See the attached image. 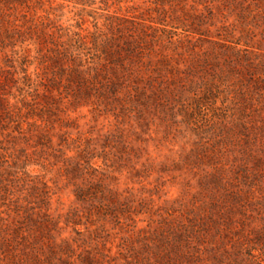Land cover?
<instances>
[{"label": "rangeland", "instance_id": "374dc122", "mask_svg": "<svg viewBox=\"0 0 264 264\" xmlns=\"http://www.w3.org/2000/svg\"><path fill=\"white\" fill-rule=\"evenodd\" d=\"M10 2V19L22 27L15 35L17 55L8 51V58H22L13 62L17 71V63L27 60L32 78H42L36 79L41 82L38 95L25 100L28 105L48 101L43 94L57 100L49 101L52 112L43 116L55 121L50 146L28 126L35 118L25 108L8 130L0 126V180H7L3 183H9L10 193L0 196V225L8 223L12 233L32 224L13 211L19 205L34 207L36 213L39 200L27 195L34 184H45L51 195L47 212L59 221L61 238L72 248L70 252L61 245L63 257L75 264H264V0ZM27 20L36 23L37 33L50 23L53 38L77 32L89 39L95 27L105 31L112 23L125 27L116 35H126L128 29L144 34L141 62L130 65L145 91L142 99L115 109L69 106L66 82H54L40 64L39 45ZM11 92L22 98L16 88ZM17 123L21 133L15 131ZM59 134L65 135L68 148L57 146ZM79 150H84L81 163L90 160L97 179L126 203L134 201L140 212L134 217L136 228L122 217L119 224L103 218L89 202L75 199V187L61 168L63 157L76 158ZM222 166L225 171L219 175L227 191L202 178ZM89 173L86 168L81 177ZM250 187L253 195L246 197ZM234 189H241L247 201L243 210L232 211L238 231L223 238V231L209 221L204 232L191 235V245L175 241L180 224ZM199 226L196 222L194 231ZM55 241L61 243L57 236ZM34 242L47 260L57 262L59 255H50L45 233Z\"/></svg>", "mask_w": 264, "mask_h": 264}, {"label": "trees", "instance_id": "16d2710c", "mask_svg": "<svg viewBox=\"0 0 264 264\" xmlns=\"http://www.w3.org/2000/svg\"><path fill=\"white\" fill-rule=\"evenodd\" d=\"M10 4H12L10 0H0V58L4 65V67H0V126L5 130L9 123L17 122V118L24 116L22 108H25L31 113L27 115L35 118L31 122H27L28 126L36 131L38 140H46L50 146L52 137L50 129L54 128L53 124L55 121L50 119V116L47 119H44L43 116L47 115V112H52L48 109L49 101L54 100L56 103L57 99H54L51 95L43 94V97L48 101L43 100V102L39 101L40 103L34 102L32 105H28V102L25 100L27 95H38V87L41 82L36 80L39 78L38 75L35 76L36 79H33L32 74L27 71V60H20L17 63V71L13 62L17 61L16 58H22L17 56L14 57V60H9L8 58V51L14 56L17 55V50L14 49L15 42H17L15 35L19 33V28L22 27V25L15 23V19H10L12 16L8 12L11 9L8 7ZM21 16L25 18V15ZM26 23H30L28 29L33 31L37 39L39 45L37 52L40 54V64L44 66V69L50 71L51 79H59L58 84L61 83V80L66 82L63 87L68 88L69 93L64 97L69 98V106L74 109L88 105L97 108L115 109L117 104L125 105L128 102H139L142 99L145 91L139 88L138 81L140 79L132 75L137 70L130 65H133L134 61H137L136 64L141 62L140 59L144 52L143 46L146 42L144 34H136L135 31L128 29L126 35H116L117 32H122V29L125 27H123L122 23H112L109 26L106 25L107 27L105 26V31L95 27V31L89 39L87 36L80 35L77 32L70 34L68 32H60L57 37L53 38V33L49 31L51 28L50 23L40 28L39 33L35 32L36 23L28 20ZM39 24L41 25L42 22ZM40 40L41 42H39ZM46 40L48 41L47 43ZM25 41L26 39H23L21 43ZM43 49L45 53L42 52ZM27 52H29L28 49L25 50V53ZM148 62L146 61V63ZM17 73L21 74L20 78L17 77ZM132 79L138 80L135 82ZM132 82L134 85H131ZM13 87L16 88L19 96H22L20 100H17L16 95L11 92ZM46 92L50 93L51 91L46 90ZM149 97L151 96L148 95L147 98ZM10 100H14L15 102L12 103ZM18 103L21 104V107L18 106ZM16 125L15 131L21 133L19 123ZM66 142L65 135L59 134L57 146L65 145L68 148ZM58 152L62 153L60 148ZM83 152L84 150H79L76 158L63 157L62 160L63 167L61 171L75 187L73 191L75 199L79 202H89L98 213L103 215V218L108 216L116 224H119L122 217L131 221L132 227L136 228L134 217L140 214V212L133 205L132 202L134 201L126 203L124 199L120 198L117 190L109 188L101 179H97L93 172L94 169L90 166V160L84 161L85 164L81 163L83 161ZM86 168L91 169V173L86 178H82ZM223 171L225 170L222 166L220 169H215L216 173L202 176V178L212 179L215 184L214 188L224 191L226 185L222 182V178L219 175V172ZM79 179L85 180V183H77ZM3 182L7 183V180H0V196L10 194L7 190L9 183L4 184ZM251 188L246 192V197L253 195ZM31 191L32 193L28 194L27 197L39 200L40 206H38L37 212L32 213L34 207L26 209L19 205L13 212L19 216L23 214L25 220L32 224L25 227H15L11 229L12 233H9L10 226L8 223L1 224L0 256L3 255L9 264H75V261H70V257L68 260L63 257L64 253L61 245L69 248L70 252L72 248H70L65 238H61V228L58 226L59 221L55 220L47 212L51 196L49 189L45 184H43L42 188L34 184L31 186ZM225 191L227 190L225 189ZM245 195L241 189H234L227 194H223L222 199L218 195V199H212L211 202L204 204L206 210H203L202 213H196L191 220L186 219V224L182 223L179 225L178 230L174 233L175 237L178 238H175V241L179 243L183 239L185 245H191L192 241L195 240L191 235L195 232H204L208 225L206 223L209 221L216 226L217 230L223 231V238L238 231L236 226H232L236 222L233 220L232 216L234 213L232 211L235 208L239 210L244 209V203L247 202L243 199ZM15 203H17L16 200ZM140 204L138 203V206ZM42 207L44 211H42ZM30 210L31 213H29ZM33 214L36 215L34 219H32ZM228 214H230V217H226ZM169 216L172 215L169 214ZM1 220L4 219L2 218ZM69 222V219L65 218L64 224L66 226ZM196 222L200 226L198 227L199 230L194 231ZM52 231L56 232V236L61 241L60 244L55 241L56 236H54ZM44 233L51 240V243L46 246L50 248V255L56 253L59 255L57 259L58 263L47 260L42 246L35 247L36 243L34 241L38 238V235ZM171 234L166 235L171 236ZM20 244H22V248L18 247ZM42 245L44 246V244ZM2 260L0 258V264H2Z\"/></svg>", "mask_w": 264, "mask_h": 264}]
</instances>
